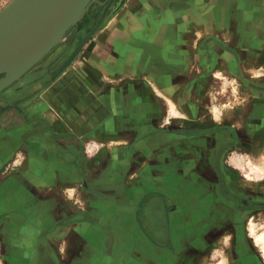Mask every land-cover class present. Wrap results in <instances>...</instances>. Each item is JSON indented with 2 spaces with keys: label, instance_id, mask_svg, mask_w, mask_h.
<instances>
[{
  "label": "crops",
  "instance_id": "crops-1",
  "mask_svg": "<svg viewBox=\"0 0 264 264\" xmlns=\"http://www.w3.org/2000/svg\"><path fill=\"white\" fill-rule=\"evenodd\" d=\"M169 1L128 0L111 12L107 27L84 50L96 53L94 76L84 77L78 63V75L72 70L34 95L29 114L23 113L19 92L0 94V253L7 256L5 264H210L211 254L220 249L224 258L217 262L250 264L232 241L225 245L223 240L233 229V212L216 211L219 197L213 205L208 201V178L215 185L217 177L211 157L196 163L197 173L192 170L201 148L207 146L211 155L224 144L225 133L190 142H168L183 138L159 132L141 137L151 129L152 112L159 113L155 103L146 107L147 98L129 92L88 93L111 78H134L135 53L150 38L159 39L163 51L178 54L176 66L194 68L189 40L221 37L223 45L238 52L242 76L263 81L251 72L264 66V0H175L183 6L176 14L180 24L175 40L163 46ZM174 99L183 100L177 93ZM224 111V127L237 130L241 141L247 133L244 121L254 109L246 102L233 114ZM28 116L34 122L30 132L22 127ZM233 162L246 177L247 160ZM226 166L221 163L230 182ZM12 231L14 250L6 238Z\"/></svg>",
  "mask_w": 264,
  "mask_h": 264
},
{
  "label": "rangeland",
  "instance_id": "rangeland-1",
  "mask_svg": "<svg viewBox=\"0 0 264 264\" xmlns=\"http://www.w3.org/2000/svg\"><path fill=\"white\" fill-rule=\"evenodd\" d=\"M11 1L12 0H6L4 3H0V12ZM127 1L128 0H94L80 20L65 34L62 40L23 76H21V78L15 81L2 93L19 92L18 94L20 95L23 105V113H30L31 105L36 104V101H34V95L46 92L49 89L50 84L56 82L55 80L57 79L60 80V78L65 76L68 77L70 72L76 70V74L78 75V63H80L82 67V75H85L84 77H93L95 73L93 66L96 65V53H85V47L87 44L94 41L96 34L101 33L100 31L102 28L107 27V16L111 12L118 11ZM174 1L175 0H170V3H168L167 6V27L164 30L165 36L163 41L165 44H163V46H167L166 43H170L173 39L175 40L176 27L180 24V22L176 20V14L180 12L183 6L175 4ZM248 16H250V14H248ZM237 22L238 21H231L232 24H236ZM48 33L49 28L39 37L36 42V47L42 43ZM252 37H250V40H252ZM158 40L150 38L148 42L141 45L143 47L142 51L135 53L134 70L136 75L134 78H131L130 80L116 78V83H112L109 80V82L103 86L104 88L101 89L99 86L97 88L91 84L93 90L88 89V93L93 94V92L99 93L102 91L119 93L129 92L131 94L134 93L135 96L147 98V100L143 101L146 107L153 106L155 103L159 113L153 115L152 112V115L150 116L151 129L149 132L141 134V137L145 134L147 136H154L159 132V134H165L171 139H174L175 137H184L183 139L168 140V142H174L177 140L190 142L193 140H206L207 138H211V135L214 134L215 130H211L210 128H218L220 130V128L222 129L224 127V124L219 125L213 120L210 105L216 104L219 107H224L228 113L233 114L240 105L241 99L246 98L248 93H253L254 91L248 90L246 92V90L243 89L244 85L240 80V73L242 72V74H244L245 69L242 68L243 71H241L238 65V52L228 43L227 45H230L229 47L223 45L222 42L225 41H222L223 39L221 37L203 36L199 38L198 41L190 39L188 50L194 53L191 55L194 56L193 62H195V66L194 68H187L176 66L173 59L174 55L178 54H174L175 51H173V49H166V51H163V47H160ZM235 53V56H237L236 59L231 57ZM164 59L168 60V63H165L163 61ZM148 60L150 62H148ZM0 67L9 72L11 70L9 67H5L3 58H1ZM76 67L78 69H76ZM151 73L155 75H152ZM247 75L250 74L248 73ZM5 76L6 73H0V79ZM72 76L75 75L72 74ZM262 80V83L264 84V78ZM117 81H119V85H117ZM156 86H159L164 93L171 94L173 99L176 97V93L183 99L182 102H178L179 104L182 103L181 105L187 112V117L184 119L182 129V126H180L179 123H177V120L172 117L168 102L158 95V92L155 89ZM157 98L160 99V101H157ZM146 117H148V114ZM171 118L172 122L170 123L168 120ZM32 121L33 118L29 116L24 117L22 127L28 129V132H30L29 129L34 124ZM193 130L200 131H194L193 133ZM187 132H192L193 134H189L195 136L186 138L184 135H189L186 134ZM235 139H237V137ZM27 151H30V149L28 148ZM201 151L203 153L200 154L199 157L198 155L195 156L196 162L194 168H192L195 173H197V170L195 169L197 164L205 161L202 157H211L210 162L214 165L216 164L217 167L220 168L219 153H221L223 149H216L211 155H208V153L206 154L207 146L202 147ZM194 152L196 154V151ZM262 152H264V148L254 149L251 150V153L247 152L246 154H243L245 155L243 159L247 160L246 177L244 171L237 168L233 162V160H237L238 157H242V152L239 149H231L230 152L222 158V162H225L227 165L226 168L230 175V182L229 184L227 183L228 188H230L229 194L234 192L237 196H240V194H244V192L249 194L248 191H253L254 197L264 198V175L255 169V164L261 160ZM208 162L209 160H207V163ZM219 175V178H215V185L217 184V188L219 185V179L222 182L224 178L223 174L219 173ZM255 175H259L258 177H262L263 179L261 178V180H259ZM254 177L256 179H254ZM208 183L212 184L210 178H208ZM222 187L225 191L227 190V187L225 184L223 185V183ZM238 189L241 190V193H237ZM256 191L262 193V195H257ZM230 199H233V197ZM226 201L221 198V200L218 201L219 203L216 202L215 205H222L224 202L227 203ZM252 224H254V227L256 228L257 235L263 233L264 212L251 214L247 223L242 225L244 226V235L250 242L249 245L245 246L243 249H250V252H253L252 255L258 256L262 260L261 264H264V252L262 247L257 245L255 240L256 236L252 234ZM232 230L234 233V229ZM43 235L44 234H42V236ZM231 241H233V238ZM243 253L246 252L243 251ZM222 258H224L223 250H216L211 254V261L209 262H212L210 264H216V262ZM222 261L226 263L225 260H220L217 263ZM227 263L229 264L228 261Z\"/></svg>",
  "mask_w": 264,
  "mask_h": 264
},
{
  "label": "flooded vegetation",
  "instance_id": "flooded-vegetation-1",
  "mask_svg": "<svg viewBox=\"0 0 264 264\" xmlns=\"http://www.w3.org/2000/svg\"><path fill=\"white\" fill-rule=\"evenodd\" d=\"M242 76V72L240 73ZM240 80L242 84L244 85L243 89L244 90H254L253 94H247L246 98L241 99V104L246 103L248 107H252L254 111H252L253 116L247 120H245V124L247 126V133H243L242 140L240 141L237 137V130L233 129V127L226 126L223 129L220 128H210L211 130H215L214 134L211 135L215 136L216 134L220 133L223 131L225 133V136H223V142L224 144L219 148L223 149L221 153H219V167L215 164V170H216V176L219 178V173L223 174V181L221 182L219 179V185L218 188L214 184H209L208 189L206 190L207 196H208V201H210V204L213 205V200L215 197H219V200L221 198L225 199L227 203H223L222 205H213L216 207V211L218 210L217 208H221L222 210H231L234 214V217H229V224L230 226H233L234 229V238L233 241L231 242L232 245L236 246L238 248V251L240 254H242V257L247 258L249 260L250 264H255L257 261L254 260L252 256L253 252H250V249L246 250L243 249L245 246L249 245L248 239L245 237L244 233V226H242L244 223H247L248 218L250 217L251 214H256V213H261L264 212V198L262 197H254L253 191H248L249 194L244 193L240 196H237L234 192L232 194L230 193V188H228V178L227 175L222 171L221 168V163H222V158L226 156L230 152L231 149L237 148L239 149L242 154V158L245 156L243 154H246L247 152L251 153V150H254L258 145H261V148H264V84L261 82L259 83H252L251 80L247 79L245 76L240 77ZM263 84V85H260ZM255 99L254 101H251L252 99ZM248 100V101H247ZM256 108V109H255ZM187 131H192V130H187ZM194 131H200V130H193ZM193 134L192 132H187L186 134ZM227 133V135H226ZM248 134V135H246ZM186 138H190L195 135H184ZM184 138V137H183ZM219 169V170H218ZM216 177V178H217ZM208 182V181H207ZM225 184L227 187L223 189L222 187ZM228 183V184H227ZM218 190V191H217ZM231 196V197H228ZM233 199H230L232 198ZM184 200V199H183ZM203 200V198H202ZM240 202V203H239ZM211 206V207H213ZM218 212V211H217ZM219 213V212H218ZM233 221V222H232ZM243 223V224H242ZM15 232H9L7 233V240L10 241L12 240L13 245L11 246L12 249L14 247V241H15ZM35 237V235H32ZM32 237V238H33ZM10 247V246H9ZM14 250V249H13ZM245 251L246 253H243ZM3 252L0 253V257H4V264L7 262V256L5 254H2ZM3 255V256H2ZM261 257V256H260ZM258 258V257H257ZM260 261L257 262V264H261L262 260L259 259ZM26 264V263H25Z\"/></svg>",
  "mask_w": 264,
  "mask_h": 264
},
{
  "label": "water",
  "instance_id": "water-1",
  "mask_svg": "<svg viewBox=\"0 0 264 264\" xmlns=\"http://www.w3.org/2000/svg\"><path fill=\"white\" fill-rule=\"evenodd\" d=\"M94 0H12L0 12L1 56L39 19L60 12L59 21L48 41L17 71L10 73L0 67L6 76L0 79V94L23 76L41 58L50 52L65 34L80 20Z\"/></svg>",
  "mask_w": 264,
  "mask_h": 264
},
{
  "label": "bare ground",
  "instance_id": "bare-ground-1",
  "mask_svg": "<svg viewBox=\"0 0 264 264\" xmlns=\"http://www.w3.org/2000/svg\"><path fill=\"white\" fill-rule=\"evenodd\" d=\"M59 18H60V12H56L53 14L51 13L50 15L44 16L43 18L39 19L33 26H31L24 33H22V36L16 41V43L13 46L10 47V49H8L7 52L3 53L1 58L4 59L5 67L6 68L9 67L11 69L10 73L17 71L22 66H24V64H26L34 56V54L48 41L54 28L56 27L59 21ZM48 28H49V33L44 38L42 43L36 47L37 40ZM251 75L254 80H261L264 77V66L260 69L252 70ZM111 81L114 82L116 80L111 78ZM155 89L158 92V95L168 102L172 117L177 120V123H179V125L182 126L181 127L182 129L184 119L185 117H187L186 110H184L183 106L179 104L177 101H175V99H173L168 94L164 93L163 90L159 88V86L158 87L156 86ZM210 106H211L210 108L212 111L213 120L217 124L223 125L226 122V112L224 111L225 109H223L222 107H219L216 104H212ZM168 122L171 123L172 118L168 120ZM255 169H257L258 172L264 175V152L261 155V160L257 164H255ZM252 226H253L252 234L256 236L255 237L256 243L258 246L262 247V250L264 252V232L257 235L254 224H252ZM227 234L228 235H226L223 239L225 245L228 244L232 240L233 230ZM1 259H3V257ZM216 264H226V263L222 261Z\"/></svg>",
  "mask_w": 264,
  "mask_h": 264
}]
</instances>
